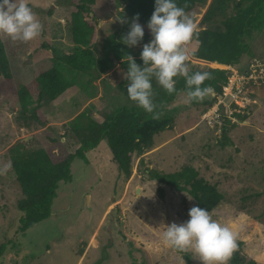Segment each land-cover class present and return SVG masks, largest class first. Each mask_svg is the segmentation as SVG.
<instances>
[{"label": "rangeland", "instance_id": "obj_1", "mask_svg": "<svg viewBox=\"0 0 264 264\" xmlns=\"http://www.w3.org/2000/svg\"><path fill=\"white\" fill-rule=\"evenodd\" d=\"M26 3L44 25L41 35L27 43L0 35L14 76L9 86L0 74V166L11 165L0 174V264H96L101 259L102 264H185L186 254L192 264H199L192 250L163 243L166 225L187 221L196 201L149 176V170L174 173L188 166L225 195L211 213L237 233L236 250L241 249L247 261L264 264V29L247 39V55L233 66L192 58L193 38L188 46L191 71L225 67L229 78L241 81L232 89L225 85L222 95L214 91L208 98L217 99L209 106L186 102L180 93L166 110L173 119L171 128L155 135L143 153L133 155L129 177L120 172L103 139L87 152L86 161L74 160L73 180L59 184L51 216L21 232L24 215L18 203L23 192L12 166L14 154L46 148L58 155L75 153L107 115L134 103L127 95L121 62L100 79L64 66L76 92L57 101L45 99L40 122L23 117L17 90L37 72L53 67L52 48L60 55L74 51L70 15L76 11L58 0ZM203 3L205 13L193 17L197 32L224 30V21L236 14L233 3ZM212 6L216 21L203 24ZM86 17L96 29L93 42L100 43L122 28L127 14L120 0H96ZM160 186L165 198L159 195Z\"/></svg>", "mask_w": 264, "mask_h": 264}, {"label": "trees", "instance_id": "obj_2", "mask_svg": "<svg viewBox=\"0 0 264 264\" xmlns=\"http://www.w3.org/2000/svg\"><path fill=\"white\" fill-rule=\"evenodd\" d=\"M62 6L74 7L76 11L70 15L72 43L74 51L70 54L60 55L52 48L54 65L46 71H39L35 77L23 87L17 90L18 102L23 117L37 122L41 121V103L48 99L57 101L76 92V84L73 79L65 74V67L83 74H89L100 79L110 73L118 62L127 70V62H123L126 54H131L138 64L143 66L140 53L143 44L151 39V33L147 28L155 0H120L125 5L127 19H131L139 13L141 23L145 29V37L141 42V48H129L121 42L130 29L129 23H124L117 32L109 35L100 43H94L96 34L86 15L92 10L96 0H58ZM222 6L233 3L236 14L224 21V30L203 29L194 36L195 50L191 57L221 66H233L239 64L244 55H247L249 45L247 39H251L264 29V0H216ZM178 6L188 7L185 11L191 16L203 15L205 5L203 0H175ZM216 11L212 6L203 18V24L215 22ZM196 23V20H194ZM45 47H50L46 45ZM65 66V67H64ZM200 71V70H197ZM196 72V71H192ZM211 72L214 79L206 81L205 86L211 85L217 95H222L223 87L227 84L230 71L225 67H218ZM0 74L10 86L14 83V76L10 70L9 59L4 43L0 40ZM128 81H125V86ZM186 82L183 77H178L176 82L177 92L169 95L156 81L153 80L155 93L154 102L161 105L157 111L162 112L159 119H153L135 103L131 106L116 108L113 113L107 115L104 124L93 131L91 138L83 140L75 153L53 152V148L39 149L33 153L17 151L12 158V166L17 183L23 192V198L18 203V210L23 213L20 220V231L26 232L37 223L49 218L52 206L61 182L73 180L72 164L75 159L87 160V152L97 148L103 139H107L115 162L120 172L130 176L132 171L133 155L143 153L151 147L155 135L171 128L173 119L168 115L169 105L185 89ZM217 99V98H216ZM214 99V100H216ZM214 100L206 98L203 102H192L194 105H211ZM224 130L222 138H226ZM151 180L174 188L177 191L187 192L197 203V206L212 212L224 199L225 195L219 191L216 185L210 184L199 176V172L193 167H184L174 173H163L157 170H149ZM159 195L165 198L164 187L158 188ZM243 243L238 242L241 248ZM241 249L232 253L229 264H257L255 261H247L241 254ZM1 254V250H0ZM185 264H192L190 255H185ZM105 259L96 264H102Z\"/></svg>", "mask_w": 264, "mask_h": 264}, {"label": "clouds", "instance_id": "obj_3", "mask_svg": "<svg viewBox=\"0 0 264 264\" xmlns=\"http://www.w3.org/2000/svg\"><path fill=\"white\" fill-rule=\"evenodd\" d=\"M175 0H155L152 16L147 28L152 39L143 44L140 59L143 66L136 62L131 54H126L127 70L123 78L128 81L127 95L139 108L159 119L161 105L154 102L153 80L169 95L177 92L178 77L186 82L181 94L186 95V102H203L214 94L211 85L205 82L214 79L211 72H192L189 64V44L197 34V25L185 9ZM137 13L129 23V31L122 36L121 42L129 48L141 44L145 37L144 26L139 23ZM44 25L38 20L26 0H0V35L13 41L30 42L39 37ZM10 163L0 166V174L10 169ZM189 219L182 223L166 225L163 233L165 246L179 251L192 250L198 257L199 264H227L237 248V233L228 225L214 219L212 213L203 207L194 205L190 208Z\"/></svg>", "mask_w": 264, "mask_h": 264}, {"label": "built area", "instance_id": "obj_4", "mask_svg": "<svg viewBox=\"0 0 264 264\" xmlns=\"http://www.w3.org/2000/svg\"><path fill=\"white\" fill-rule=\"evenodd\" d=\"M235 77H236V76H235ZM228 80H229V81H228L227 84H226V85H228V86L226 87L227 90H228L229 88H231V89L234 88V85H236V82H237V81H239V82L241 81L240 79H234V80H233V79H231V78H229Z\"/></svg>", "mask_w": 264, "mask_h": 264}, {"label": "crops", "instance_id": "obj_5", "mask_svg": "<svg viewBox=\"0 0 264 264\" xmlns=\"http://www.w3.org/2000/svg\"><path fill=\"white\" fill-rule=\"evenodd\" d=\"M96 149V148H95Z\"/></svg>", "mask_w": 264, "mask_h": 264}]
</instances>
